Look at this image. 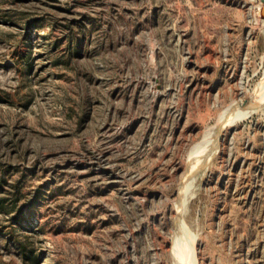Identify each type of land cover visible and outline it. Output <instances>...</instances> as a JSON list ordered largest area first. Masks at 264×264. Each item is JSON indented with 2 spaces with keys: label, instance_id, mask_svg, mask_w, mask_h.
Here are the masks:
<instances>
[{
  "label": "rangeland",
  "instance_id": "obj_1",
  "mask_svg": "<svg viewBox=\"0 0 264 264\" xmlns=\"http://www.w3.org/2000/svg\"><path fill=\"white\" fill-rule=\"evenodd\" d=\"M259 5L0 0V264H264Z\"/></svg>",
  "mask_w": 264,
  "mask_h": 264
},
{
  "label": "bare ground",
  "instance_id": "obj_2",
  "mask_svg": "<svg viewBox=\"0 0 264 264\" xmlns=\"http://www.w3.org/2000/svg\"><path fill=\"white\" fill-rule=\"evenodd\" d=\"M259 6H260V5H259ZM256 10H257V9H256ZM258 10H260V11L263 13V12H264V6H260V8H259ZM251 13H252V12H251ZM254 13H255V11H254ZM254 13H253V15H254ZM253 15H252V16H253ZM258 16H259V15H258ZM254 17H255V16H254ZM255 18H256V17H255ZM257 19H260V18H257ZM254 20H255V19H254ZM262 21H263V20H262ZM198 147H199V146H198ZM196 148H197V147H196ZM196 148H194V149H196ZM194 151H197V150H194ZM192 154H194V152H192ZM194 155H196V154H194ZM190 158H191V157H190ZM193 158H194V157H192L191 159H193ZM183 230H184V229H183ZM186 231H187V230H185L184 232H186ZM184 232L182 231V233H184ZM182 233H181V234H182ZM186 233H187V232H186ZM186 233H184L183 235H185ZM188 234H189V233H188ZM188 234H187V238H186V236H185V237H184L183 235H181V236H183V238H186V240H187V239H188V236H189ZM179 236H180V235H179ZM190 237H191V240H192V236H191V234H190ZM180 238H182V237H179V239H177L178 242H175V244H177V245H175V246H178V244L181 243V242L179 241ZM183 238H182V240H183ZM177 240H176V241H177ZM188 240H190V239H188ZM183 241H184V240H183ZM179 242H180V243H179ZM185 242H186V243H189L190 241H189V242H188V241H185ZM190 243H191V242H190ZM190 243H189V244H190ZM183 244H184V243H183ZM183 244H182V243L180 244V245L182 246V247H180V248H181V249L183 248V249L185 250L184 253H185V252H186V253H188V252H189V253H193V249H190V250H189L190 246H188V244L186 245V246H187L186 248L184 247L185 245L183 246ZM191 244H192V243H191ZM192 245H193V244H192ZM191 247H192V246H191ZM175 248H178V247H174V249H175ZM187 248H188V251L186 250ZM181 249H180V250H181ZM176 251H177V250H176ZM181 252H182V250H181ZM182 253H183V252H182ZM184 253L181 254V255H184L185 257H188V256H186V255H188L189 253H188V254L185 253L186 255H185ZM193 255H194V253H193ZM191 256H192V255H191ZM191 256H190V257H191ZM181 258H183V257H181ZM192 258H194V257H192ZM192 258H191V260L193 261ZM194 260H195V259H194ZM189 261H190V260H189ZM192 261H190V262H192ZM183 262H184V261H183ZM188 263H189V262H188ZM195 263H196V262H195ZM191 264H194V263H191Z\"/></svg>",
  "mask_w": 264,
  "mask_h": 264
}]
</instances>
